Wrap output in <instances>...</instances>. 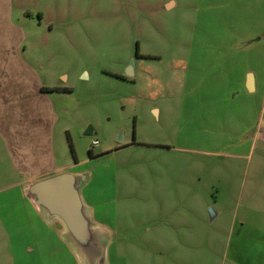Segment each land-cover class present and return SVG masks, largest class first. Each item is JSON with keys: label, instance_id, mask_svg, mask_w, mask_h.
Returning a JSON list of instances; mask_svg holds the SVG:
<instances>
[{"label": "rangeland", "instance_id": "rangeland-1", "mask_svg": "<svg viewBox=\"0 0 264 264\" xmlns=\"http://www.w3.org/2000/svg\"><path fill=\"white\" fill-rule=\"evenodd\" d=\"M15 5L38 24L31 35L46 38L36 52L55 79L69 75L60 137L101 233L98 252L84 256L59 219H28L8 190L6 257L43 240L48 264H264V0ZM245 72L256 90L243 86ZM133 137L156 145L122 148Z\"/></svg>", "mask_w": 264, "mask_h": 264}, {"label": "crops", "instance_id": "crops-1", "mask_svg": "<svg viewBox=\"0 0 264 264\" xmlns=\"http://www.w3.org/2000/svg\"><path fill=\"white\" fill-rule=\"evenodd\" d=\"M15 1L0 0V202H4L5 191H14L17 188L18 194L22 195L27 205L28 219H37L39 213H44L59 219L60 229L66 233V227L60 218L48 214L34 203L28 187L44 178L71 172L78 177L81 197L88 194L87 190V194L84 191L85 182L81 171L74 169L79 161L68 158L65 144L60 137L62 128L68 130L61 115L60 99L72 87L66 85L68 74L60 73L57 76L60 81H57L54 70L48 69L43 63L41 54L36 52V43L39 39L40 44L45 45L47 40L45 37L31 35L38 24L33 22L30 10L21 11L16 8ZM245 74L241 78L245 89L249 92L256 90L255 75L248 72ZM249 75L250 90L247 88ZM54 87L66 89L52 90ZM154 112L157 110L154 109ZM133 139L122 148L156 145L138 141L136 137ZM92 153L94 156L89 155V158L103 154ZM3 213L0 210V219L4 218ZM9 217L16 218V215ZM4 230L1 221L0 236ZM96 233L100 234L101 231L96 230ZM23 250L27 255L25 262H22V258L26 255H19L16 247L7 248L10 256L7 258L0 238V264H48L47 242L42 240L41 243L25 246Z\"/></svg>", "mask_w": 264, "mask_h": 264}, {"label": "water", "instance_id": "water-1", "mask_svg": "<svg viewBox=\"0 0 264 264\" xmlns=\"http://www.w3.org/2000/svg\"><path fill=\"white\" fill-rule=\"evenodd\" d=\"M127 74H132L131 66L128 67ZM247 88L251 89L250 75ZM92 131L89 126L84 134L90 136ZM118 142H123L122 132L119 134ZM28 192L37 206L62 220L67 237L81 254L91 256L98 252L100 246L96 239L98 234L86 213L79 192V180L74 173L64 172L36 181L28 187Z\"/></svg>", "mask_w": 264, "mask_h": 264}, {"label": "trees", "instance_id": "trees-1", "mask_svg": "<svg viewBox=\"0 0 264 264\" xmlns=\"http://www.w3.org/2000/svg\"><path fill=\"white\" fill-rule=\"evenodd\" d=\"M55 89H66V88H58V87H54V88H52V90H55ZM71 150H72L73 155H74V151H73L72 146H71ZM89 152H90V155L93 156L92 152H91V151H89ZM74 158H75V157H74Z\"/></svg>", "mask_w": 264, "mask_h": 264}, {"label": "built area", "instance_id": "built-area-1", "mask_svg": "<svg viewBox=\"0 0 264 264\" xmlns=\"http://www.w3.org/2000/svg\"><path fill=\"white\" fill-rule=\"evenodd\" d=\"M97 144H98V140L93 139V140L91 141V146H92V147H94V146L97 145Z\"/></svg>", "mask_w": 264, "mask_h": 264}, {"label": "flooded vegetation", "instance_id": "flooded-vegetation-1", "mask_svg": "<svg viewBox=\"0 0 264 264\" xmlns=\"http://www.w3.org/2000/svg\"><path fill=\"white\" fill-rule=\"evenodd\" d=\"M133 138H135V137H133ZM134 140V139H133ZM93 154V153H92ZM93 156H94V154H93Z\"/></svg>", "mask_w": 264, "mask_h": 264}]
</instances>
